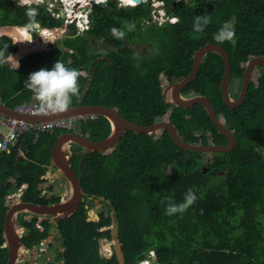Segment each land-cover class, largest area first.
<instances>
[{"label":"trees","instance_id":"16d2710c","mask_svg":"<svg viewBox=\"0 0 264 264\" xmlns=\"http://www.w3.org/2000/svg\"><path fill=\"white\" fill-rule=\"evenodd\" d=\"M162 3L167 15L174 14V21L145 23L152 10L146 0L124 6L118 0L93 4V21L88 29L74 36L76 26H68L65 40L72 39L71 48L63 50L59 42L47 41V47L22 56V69L15 70L9 63L0 65V100L13 108L33 99V93L24 87L29 74L41 68L50 70L60 60L80 73L79 95L72 98L71 104L81 102L87 88L92 93L89 102L118 104L120 114L135 123L147 125L164 117L178 126L179 134L188 142L227 143L228 138L217 131L201 103L184 107L166 100L160 74L169 82L173 75L188 74L193 52L206 42L217 43L214 35L227 24L235 36L220 44L230 55L229 93L236 97L247 61L256 55L264 56V0ZM30 6L37 8L40 28L61 26L63 19L52 16L45 4ZM229 9L233 13L223 16ZM25 11L15 0H0V26H24L28 23ZM205 14L211 23L203 32L195 33L193 17ZM129 23L135 25L133 31H128ZM113 27L125 31L124 38H115L111 34ZM98 39L116 48L92 63L102 56L94 50ZM145 41L152 47L145 56H139L129 44ZM17 50L11 36L0 37V51L6 56ZM223 72L222 56L208 51L195 78L181 89V94H203L209 98L217 115L236 136L237 144L230 151L182 149L166 129H159L153 136L124 130L112 152H83L79 145L73 148L69 163L83 188L81 202L74 212L46 223L54 225L56 231L46 247L55 254L59 252L57 244L64 248L56 255L57 261L120 264L114 249L108 256L99 253L105 240L116 239L121 243L124 264H138L149 250L154 252V264H264V67H254L243 102L233 108L221 96ZM78 122L82 134L94 140L105 138L111 130L110 121L101 114L80 116ZM64 131L63 127L30 129L0 154V264L8 258L3 235L8 205L3 198L16 186L14 180L26 184L19 195L24 201L60 200L59 195L47 192L54 189L51 183L43 192L39 183L46 179L39 177L48 171L51 147ZM21 153L25 158L22 166L16 163ZM207 153L209 156L204 158ZM189 189L196 194V202L182 214L166 215L168 199L182 203ZM96 198H102L107 207L97 217L88 214ZM28 215L26 211L19 213L17 221L23 227L22 244L32 251L41 241H47L52 231L37 225V214ZM110 223L115 224L113 228H102ZM46 249L42 255H48ZM47 260L46 264H51L50 258Z\"/></svg>","mask_w":264,"mask_h":264},{"label":"water","instance_id":"95a60500","mask_svg":"<svg viewBox=\"0 0 264 264\" xmlns=\"http://www.w3.org/2000/svg\"><path fill=\"white\" fill-rule=\"evenodd\" d=\"M136 3L141 0H135ZM170 16H174V14H169ZM91 22L93 21L92 15H90ZM39 24V23H38ZM3 28H11V27H19L17 25H1ZM0 26V28H1ZM6 26V27H4ZM53 29V28H51ZM208 51H216L218 52L224 61V72L222 78L220 80V91L221 96L225 104L229 108L236 107L240 105L248 90L252 73L254 71V67L261 66L264 67V56L256 55L251 57L243 70L242 73V81L241 88L236 97H233L229 93L230 86V77H231V69H230V55L228 51L220 44L213 42H206L198 49L193 52V61L191 64V69L186 75H180L178 78H173L171 84L169 85V99L166 98L165 92L163 94L167 101H170L173 106L181 105L184 107H190L195 103H201L202 106L206 109L209 117L211 118L213 124L216 126V129L219 133L223 134L228 138V142L225 144H196L192 142H188L184 139L182 134L178 132V126L171 122L168 118H162L160 120H156L150 124L143 125L138 124L133 121L128 120L123 117L118 107L113 104L111 106H107L104 104H95L92 102H78L75 104H70L69 108L63 112H53L42 114V115H30L26 113H22L17 111L16 109L6 105L4 102L0 100V113L15 116L18 118L25 119L30 122H44L57 118H63L67 116H93L95 114L104 115L111 124V131L105 137L101 139H91L86 135H82L81 133H77L74 131H64L61 132L54 144L51 147V160L50 167L55 168L58 171V175L63 176L68 184L69 180L72 181L73 184V192L70 200L63 201L62 199L57 202L47 203L41 202L39 200H28L24 201L19 199L17 201H13L8 204V208L5 211L3 217V234L5 238V242L8 248V258L5 264H16L19 257H23L25 254L20 253L18 251L23 247L25 250H28L22 244V232L23 227L18 228L17 214L20 211H28L29 215L33 214H42L52 216L51 220L54 221L59 220L62 216H67L70 213L74 212L81 202L83 188L80 184L79 178L69 163V158L71 156V151L63 153L61 151V143L65 138L72 140L74 148L76 145L83 147V152L98 150L103 152L107 149L115 147L118 143L119 138L123 134L124 130H130L135 133H147L150 135H155L159 129H166L171 137V139L178 145V147L186 150L192 151H200V152H227L234 148L237 144V139L235 134L229 129L222 118H220L215 110V107L212 105L211 101L206 95L203 94H192V95H182L181 89L187 85L192 79L195 78L200 61L202 57ZM104 58L103 56L94 59L93 62L98 59ZM91 69V65L89 67ZM90 79V76H89ZM89 79L86 82V87L88 86ZM115 126V130L112 133L113 126ZM203 171H206V167L203 168ZM68 186V185H67ZM28 215V216H29ZM13 222L15 223V227L19 230V234L15 235L13 231ZM114 246V252L117 257V260L120 264H124V255L121 249V243L117 242ZM64 248H61L63 251ZM61 252H59L60 254ZM62 260L57 263L61 264ZM140 264H144L141 263Z\"/></svg>","mask_w":264,"mask_h":264},{"label":"clouds","instance_id":"9594fccd","mask_svg":"<svg viewBox=\"0 0 264 264\" xmlns=\"http://www.w3.org/2000/svg\"><path fill=\"white\" fill-rule=\"evenodd\" d=\"M15 2L17 6L26 8L25 15L28 17V23L19 30L26 33H31L34 30L39 32V24L36 20L38 11L36 7H31L30 5L39 4L40 0H15ZM133 2L134 0H120V5H132L130 3ZM209 23H211L209 15H195L193 17L192 29L195 33L203 32ZM127 29L128 31H133L135 25L129 23ZM111 34L117 39H122L126 35L125 31L116 27L111 29ZM38 35L43 39L42 34ZM234 36L235 33L231 27L225 24L214 35V39L217 43L222 44L225 41L233 40ZM32 40L33 37L29 35L27 42H32ZM44 41L47 43L46 40ZM9 62L13 64L15 70L20 66L19 61L11 54L6 56L4 51H0V65ZM79 75L80 73L77 69L66 67L62 61L57 60L50 70L41 68L38 71L30 73L24 82V87L33 93V99L37 102L40 111L63 112L69 108L72 103V98L79 95ZM196 200L197 196L192 189H189L185 193L182 203H175L169 198L165 214L168 216L177 213L182 214L187 211Z\"/></svg>","mask_w":264,"mask_h":264},{"label":"rangeland","instance_id":"374dc122","mask_svg":"<svg viewBox=\"0 0 264 264\" xmlns=\"http://www.w3.org/2000/svg\"><path fill=\"white\" fill-rule=\"evenodd\" d=\"M42 2L41 3H45L46 5L50 4V1H53V0H41ZM84 1V0H83ZM91 1V0H89ZM95 1H98V0H95ZM54 3V2H53ZM152 10H151V13H152V18L148 20L149 23H159L161 21V24L164 23L165 21L167 22H172L174 20H172V18L170 16H168L165 11L163 10L162 8V4L161 6L159 5V1L158 0H152ZM93 6V5H92ZM91 6V7H92ZM232 14L233 13V10L232 9H229L227 11H225L223 13V16L227 15V14ZM216 22H220V18H216L215 19ZM6 27V26H4ZM14 27H11V28H3V26H1L0 28V37L2 35H9L13 38V40L15 41V43L18 45V50L12 55L14 58H16L17 60L20 59V56L21 55H26L28 52H31V51H36V50H41L45 47H47V43L46 42H42L41 43V37L38 35L40 34V31L36 33V35L33 36V40L32 42H22L20 43L16 37L13 35L12 32H9L7 29H12ZM57 30V29H56ZM66 30L67 28L65 27L63 32H60L59 30L55 31V32H52V29L47 31V30H44L41 28V31L44 32L46 35L48 34H51V36L53 34H56V36H60V37H57L58 40H55L57 42H59V44L62 45L63 49H69L71 48L72 46V39L70 38V40H65L66 38H68V33L66 34ZM60 34V35H59ZM66 35V36H65ZM43 37V36H42ZM44 38V37H43ZM54 41V42H55ZM40 42V43H39ZM129 43V42H127ZM133 48L134 50L137 52V54L139 56H145L147 53H149L152 49V47L150 46V43L149 42H137V43H129ZM116 47L115 46H111L107 43L104 42V40L102 39H98V40H95L94 41V50L97 52V53H100L102 56L103 54H105L107 51L111 50V49H115ZM101 57V56H99ZM97 57V58H99ZM99 60V59H98ZM11 63V62H10ZM19 69V68H18ZM162 89L163 91L165 92V95H166V98L169 99V84H167V81H166V78L164 76H162ZM91 96H92V93L90 90H88L87 88L84 90V93H83V99L82 101L83 102H89L91 100ZM118 107L119 105L116 104ZM166 117V116H165ZM78 125H76L72 131H76V132H83L81 130V127L79 126V122H77ZM156 134V133H155ZM73 143V142H72ZM76 147V146H75ZM114 149L113 148H110V149H107L101 153H107V152H112ZM73 148L71 147L70 148V151H72ZM209 154H205L204 158L208 157ZM44 178L46 179V181H41L39 183V187L43 188V191L45 192L46 191V187L48 184H53L54 185V189L53 191H47L49 192V194H57L60 196V199L63 198L64 196H66L68 194V182H63L62 179H59L60 177H58V171L55 170L54 168H51L50 170H48L45 174H44ZM17 181V180H16ZM16 186L10 190L8 192V194H6L5 198H6V201L7 203H11L13 201H17L19 200V195H20V191H22L23 189V185L20 184L19 180L16 182ZM17 190V191H16ZM100 201V200H99ZM98 200L96 201V204L99 202ZM91 213H95L99 208H97L96 205H93L91 208ZM23 211H20L18 212L21 213ZM28 212V211H26ZM17 214V215H18ZM49 217H52V216H49ZM48 220L45 215H39L38 216V224L42 227V224L43 226L45 225L44 222H42V220ZM19 228V227H18ZM116 239H110V240H105L103 245H102V250L101 252L102 253H108L109 251L113 250L114 246L116 245ZM46 242L45 243H42L40 244L39 247H36V249H33L32 251L30 249L28 250H25L23 247L20 249L21 253H24L25 255L23 257H19V259L17 260L16 264H36L34 262H32V258H35L37 257L38 260H40L38 263L40 264H46L45 262V259L43 258L44 255H42L44 252H45V249H46ZM31 252L33 254H31ZM49 253V249L46 251ZM100 253V251H99ZM101 253V254H102ZM149 253V251H148ZM145 256V258L149 257V255ZM109 255V254H108ZM56 258V255L53 254L52 255V259H55ZM144 258V259H145ZM155 258V255L150 257V260L152 261L153 259ZM37 261V260H36ZM44 262V263H42ZM153 262V261H152ZM150 262V263H152ZM147 263V262H145ZM148 264V263H147Z\"/></svg>","mask_w":264,"mask_h":264},{"label":"built area","instance_id":"2783aa9c","mask_svg":"<svg viewBox=\"0 0 264 264\" xmlns=\"http://www.w3.org/2000/svg\"><path fill=\"white\" fill-rule=\"evenodd\" d=\"M105 1L106 0H98V1L53 0L50 1V4L46 5V8L52 16L63 19L61 26L53 27V29H57L60 32H63L65 27L68 28V26L73 23L76 26L75 34H77L78 32H83L89 28L91 24V18H90L91 6L95 3H104ZM118 1L120 3V0ZM141 1H145V0H141ZM40 2L42 1L40 0ZM135 4L136 2L132 5ZM161 4H162V0H161ZM170 17L172 18V20L176 19V17L174 16H170ZM151 18H152V13H151ZM159 23H161V21ZM42 29L47 31L51 30V28H45V27H43ZM39 31L40 34H42V36L44 37L43 39L46 41L52 42L58 40L57 37L62 36L60 35V36L52 37L51 34L46 35L44 32L41 31L40 27H39ZM29 35L32 36L31 33H29ZM43 39H41V43L45 42ZM13 108L19 112L30 115H42L51 112V111H40L36 101H32L28 103H20L14 106ZM78 117L80 116H67V117L57 118L44 122H30L22 118L0 113V154L4 151L9 150L10 147L13 146L15 142L18 140V138L24 132L30 129H36L37 131H44L51 129L53 127H63L66 129H71L77 123ZM101 250H102V246H101ZM101 250H100V256H104V255L108 256V254L110 255L112 253V250L109 251L108 253H102ZM148 255L149 257L141 260L140 262L141 263L147 262L148 264H154L150 260V257L154 256L153 250H149ZM140 262L138 264H140Z\"/></svg>","mask_w":264,"mask_h":264},{"label":"crops","instance_id":"0c3cea01","mask_svg":"<svg viewBox=\"0 0 264 264\" xmlns=\"http://www.w3.org/2000/svg\"><path fill=\"white\" fill-rule=\"evenodd\" d=\"M136 1H134V3H135ZM134 3H130V4H134ZM46 28V27H45ZM19 29H21L20 27H18L17 28V30H15L14 31V33H13V35H15L17 38H18V40H19V42L20 43H22V40H21V37L19 36V33H23V39H24V37H25V32L24 31H20ZM69 32V29L67 28V30H66V34ZM78 33H83V32H78ZM77 33V34H78ZM36 35V34H35ZM32 36H34V35H32ZM74 36H76V34L74 35ZM26 38V37H25ZM53 42V41H52ZM63 50H67V49H63ZM14 53H11V55H13ZM10 55V54H9ZM22 56L23 55H21L20 56V59H18V61H19V64H20V66H21V58H22ZM9 64L12 66V67H14L10 62H9ZM19 66V69H22L21 67ZM15 68V67H14ZM89 76H90V74H89ZM91 77V76H90ZM32 101H34V99H31V100H29V101H23V102H19V103H17L16 105H18V104H20V103H28V102H32ZM15 105V106H16ZM116 105V104H115ZM117 106V105H116ZM118 107V106H117ZM119 108V107H118ZM78 122V121H77ZM76 125H78L77 123L74 125V127L76 126ZM79 126H80V124H79ZM73 127V128H74ZM73 128H71V129H66V131H72L73 130ZM36 130V129H35ZM37 131V130H36ZM111 131V130H110ZM74 132H76V131H74ZM77 133H81L82 134V132H77ZM110 133V132H109ZM83 135V134H82ZM86 135V134H85ZM87 136V135H86ZM77 146V145H76ZM73 148V147H72ZM75 148V147H74ZM115 148V147H114ZM113 151H114V149H113ZM72 152V151H71ZM23 162H25V158H24V156H23V153H21V154H19V156L17 157V160H16V163L17 164H19V165H21L22 166V164H23ZM51 169V167H50V165H49V168H48V170H50ZM55 169V168H54ZM56 170V169H55ZM44 178V174L43 175H40V177L39 178ZM58 177H60L59 179H62V177L60 176V175H58ZM18 181V179H15L14 181ZM16 181V182H17ZM63 181V180H62ZM65 181L67 182V180L65 179ZM64 181V182H65ZM23 185V189H25L26 188V184H22ZM68 186H69V184H68ZM41 188V187H40ZM17 191V190H16ZM21 192V191H20ZM44 192V191H43ZM51 194V193H50ZM6 196V195H5ZM5 196H4V198H3V200L4 201H6V198H5ZM19 199H20V197H19ZM62 199V198H61ZM60 199V200H61ZM59 200V201H60ZM6 203H7V201H6ZM9 203H7V205H8ZM38 216L39 215H41V214H37ZM45 217L47 218V219H49V221L48 220H42V222H44V226H43V224H42V227L38 224V222H37V225L39 226V227H41L42 229H49V230H51L52 231V233H51V235L52 234H54L56 231L53 229V227H54V225H52V224H50V226L48 225V224H46L47 222H51V221H53V219L51 220V217H49L48 215H45ZM18 227L20 228V226L18 225ZM23 233V232H22ZM4 235V234H3ZM51 236L49 235L48 236V238H50ZM6 241V240H5ZM42 243H45L46 242V240L44 241H41ZM5 245H6V242L4 243ZM103 245V244H102ZM101 250V248L99 249V251ZM50 255V254H49ZM50 256H52V255H50ZM45 260L46 259H48L49 258V256L47 255V256H44L43 257ZM37 260V261H36ZM32 262H34V263H36V264H40V263H38L40 260H38V258L37 257H35V258H32V260H31ZM42 263H44V262H42ZM56 264V263H55Z\"/></svg>","mask_w":264,"mask_h":264},{"label":"flooded vegetation","instance_id":"af4514ba","mask_svg":"<svg viewBox=\"0 0 264 264\" xmlns=\"http://www.w3.org/2000/svg\"><path fill=\"white\" fill-rule=\"evenodd\" d=\"M80 1V0H79ZM135 1V0H134ZM150 5H151V3H152V0H146ZM159 1V5L161 6V0H158ZM43 4H45V3H43ZM162 5H163V3H162ZM45 6H46V4H45ZM152 6V5H151ZM90 15H92L91 14V11H90ZM145 23H149L148 22V20H146V21H144ZM151 24H154V23H151ZM158 24H161V23H158ZM21 29L23 28V26H19ZM18 28V27H17ZM9 32H12V33H14V29L12 28V29H7ZM44 31V30H43ZM15 36V35H14ZM28 36H29V33H26L25 32V37H26V39H28ZM66 36V35H65ZM16 37V36H15ZM16 39L18 40V38L16 37ZM19 41V40H18ZM104 57V56H103ZM161 75V80H162V76H164L165 77V75L162 73V74H160ZM178 78V77H176V76H172L171 77V81L169 82L168 81V79H167V77H165L166 78V81H167V84H171V82H172V80H173V78ZM64 149H66V146L64 147ZM115 149V148H114ZM67 152V151H66ZM203 168H205V167H203ZM99 201L97 204H96V201ZM93 203H94V205H96L97 206V208H99L95 213H91V209H89V211H88V214L90 215H94V216H96L97 217V213L99 212V211H101V210H106L107 209V207H106V205L104 204V200H102V198H96V199H94V201H93ZM112 219V218H111ZM114 223H110L109 225H103V227L102 228H106V227H109V228H113L114 227ZM54 235H55V233L54 234H52V235H50L51 237L50 238H48L47 239V243L48 242H50L52 239H53V237H54ZM55 243L57 244V243H59L58 242V240H55ZM61 248H63V247H60V246H58V244H57V249H59V252H61ZM46 250H48V247H47V249ZM59 252L57 251L56 252V254H55V252H53V251H51V250H49V253H48V256H49V258H50V262H51V264H57V263H59V261H57L56 259H52V256H50V255H53V254H55V255H59ZM50 254V255H49ZM45 256V255H44ZM43 256V257H44ZM47 260V259H46ZM48 261V260H47Z\"/></svg>","mask_w":264,"mask_h":264},{"label":"bare ground","instance_id":"6f19581e","mask_svg":"<svg viewBox=\"0 0 264 264\" xmlns=\"http://www.w3.org/2000/svg\"><path fill=\"white\" fill-rule=\"evenodd\" d=\"M68 1H71V0H68ZM81 1V0H80ZM134 3V2H133ZM14 29V31L15 30H17V27H14L13 28ZM55 31H57L56 29H52V32H55ZM19 36L21 37V40H22V42H24V41H26L27 42V39L24 37V39H23V33H19ZM28 43V42H27ZM112 126H113V130H112V133H113V131L115 130V126H114V124H112ZM71 143H72V140H70V139H68V138H65L64 140H63V142L61 143V151L63 152V153H65L66 151L68 152V150H70V148H71ZM66 145H68L67 147H66V149H64V147L66 146ZM66 152V153H67ZM72 192H73V184H72V181L71 180H69V186H68V194L66 195V196H64L63 198H62V200L63 201H67V200H70L71 199V197H72ZM13 231H14V234L15 235H18L19 233V230L17 229V227H15V223L13 222ZM21 253V251L19 250L18 251V254H20ZM144 264H147V263H144Z\"/></svg>","mask_w":264,"mask_h":264}]
</instances>
